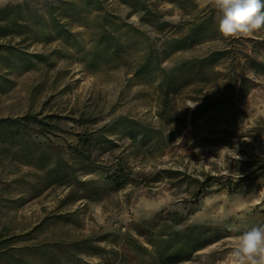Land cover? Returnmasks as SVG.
Here are the masks:
<instances>
[{
  "label": "rangeland",
  "instance_id": "rangeland-1",
  "mask_svg": "<svg viewBox=\"0 0 264 264\" xmlns=\"http://www.w3.org/2000/svg\"><path fill=\"white\" fill-rule=\"evenodd\" d=\"M103 1L107 11L61 16L73 35L47 30L42 0L16 21L3 14L0 119L16 138L0 130V264H227L235 238L264 226V28L223 37L209 0H148L162 14L153 24ZM109 13L141 31L100 32ZM200 24L201 43L170 52ZM216 51L224 57L205 70H176ZM81 134L94 143L88 164L70 149ZM60 159L76 173L54 182L48 167ZM119 162L120 188L81 198L75 178L102 181Z\"/></svg>",
  "mask_w": 264,
  "mask_h": 264
},
{
  "label": "trees",
  "instance_id": "trees-1",
  "mask_svg": "<svg viewBox=\"0 0 264 264\" xmlns=\"http://www.w3.org/2000/svg\"><path fill=\"white\" fill-rule=\"evenodd\" d=\"M33 0H26L22 4L11 5L4 8H0V35H8L9 32V23H5V16L3 15L7 9H12L15 11L14 16L11 20L16 21L18 18V12H22L24 10L31 12ZM60 8H58L55 12H59V14L53 13L51 9H49V2L47 0H42L41 4L45 6L44 12L48 13V20L46 22V28L49 29L54 35H73V33L66 27L67 22L64 21L61 16L67 15L69 18H75L78 13L97 10V11H107L104 6L103 0H59ZM122 2L134 10V13H142L140 21L142 23L153 24L154 20L161 17L160 12H155L154 9L150 8L148 4V0H122ZM80 19V18H78ZM4 21V22H3ZM96 29L100 30V32L104 34H114L119 31H127V32H140V28L129 22L128 19L121 17L120 15H116L114 13H109V17L106 15H99L97 17V22L95 24ZM206 36L203 34V29L200 25H196L192 28V30L184 37L173 38L169 40L167 47L169 48L171 53L178 52L180 50L190 48L196 44L201 43ZM12 53L15 54L17 48L12 47ZM15 52V53H14ZM225 53L216 51L205 57L201 58H190L182 61L181 65L176 67L180 76L185 78L186 75H191L196 66L199 69L205 70L207 67L212 66L219 59L224 57ZM34 59H37L40 62H47L49 60V56L46 54H31L26 53L25 55L20 57V60L23 62H33ZM4 90V86L0 84V92ZM13 126L7 119H0V130H3L4 137L10 138L14 140L16 138L14 130L10 129ZM87 134H81L80 142L76 145L72 144L70 149L72 151V155L75 156V159L79 160L83 164H88L94 161V143L91 138H86ZM88 136V135H87ZM110 141V140H108ZM75 165L71 163L69 160L60 159L56 162L54 166L48 167V178L53 177L54 182H64L69 177L73 178V173H76ZM260 167L259 169H263ZM125 169H127L122 162H119V167L114 172L109 173L106 178L102 181L96 180H85L81 181L79 178H75L78 183L82 185V194L81 198L86 199H94L97 198L101 193V186H111L114 189H118L122 186V174ZM53 174V175H51ZM128 175V174H127ZM66 220H70V216H62ZM204 231L209 232L208 227H203ZM8 240L0 241V246L7 243Z\"/></svg>",
  "mask_w": 264,
  "mask_h": 264
},
{
  "label": "clouds",
  "instance_id": "clouds-1",
  "mask_svg": "<svg viewBox=\"0 0 264 264\" xmlns=\"http://www.w3.org/2000/svg\"><path fill=\"white\" fill-rule=\"evenodd\" d=\"M209 2L219 14L218 32L225 38L248 37L264 28V0ZM4 3L6 0H0ZM227 264H264V226L253 227L235 238Z\"/></svg>",
  "mask_w": 264,
  "mask_h": 264
}]
</instances>
